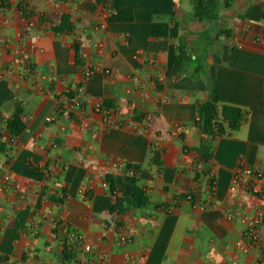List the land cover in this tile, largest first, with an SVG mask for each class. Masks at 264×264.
<instances>
[{
	"label": "crops",
	"instance_id": "0c3cea01",
	"mask_svg": "<svg viewBox=\"0 0 264 264\" xmlns=\"http://www.w3.org/2000/svg\"><path fill=\"white\" fill-rule=\"evenodd\" d=\"M33 1L0 0V264H262L241 243L262 203L229 187L237 166L264 170V0H217L213 21L189 0ZM62 15L71 32H54ZM204 102L239 108V128L201 134ZM125 164L148 203L117 213L103 179L131 197ZM56 223L89 250L62 259Z\"/></svg>",
	"mask_w": 264,
	"mask_h": 264
},
{
	"label": "trees",
	"instance_id": "16d2710c",
	"mask_svg": "<svg viewBox=\"0 0 264 264\" xmlns=\"http://www.w3.org/2000/svg\"><path fill=\"white\" fill-rule=\"evenodd\" d=\"M63 1V0H55ZM194 8V17L200 21H213L216 18L218 11L217 0H189ZM231 1V0H230ZM117 20L120 22H131L133 21V13L130 9L119 8L115 10ZM56 33H65L71 32L72 26L70 25L69 18L67 15H62L60 18V24L53 28ZM75 63L79 64L80 61L78 46L73 45ZM186 57L183 53H179L173 59V68L172 71L168 74H175L179 71L182 64L185 62ZM67 97L71 95L67 94ZM106 101H104V104ZM243 121V113L239 108L221 105L219 109L217 106L211 102H204L199 104L197 107L196 119L193 122V126L198 129V131L206 135L209 139H212L215 136L224 135L226 129L230 132L236 131L240 124ZM25 126L21 119V109L17 107L15 113L6 120L5 129L8 134L12 137H17L20 135ZM4 149V144L0 143V151ZM202 156L205 160H208L210 157V148L206 145L203 149ZM158 157V153L155 152V160ZM158 162V161H156ZM124 171L127 172L132 170L131 175L124 176V181L130 184L133 187L132 195L129 198L121 199L117 196V189L114 184L112 175H106L104 177V183L107 186L108 190L112 195L115 196V203L112 205L111 209L120 213L124 209L128 208H142L145 207L148 203V198L145 194V191L137 185V172L139 171V166L132 164H125L123 166ZM211 182V180H210ZM184 200L193 202L194 196L192 193H188L184 196ZM62 201V197L58 200ZM261 224H264V214L261 220ZM56 226V225H55ZM53 233H56V229L53 230ZM61 257L65 261H69L74 257V254L71 249L68 248L66 241L62 242Z\"/></svg>",
	"mask_w": 264,
	"mask_h": 264
},
{
	"label": "built area",
	"instance_id": "2783aa9c",
	"mask_svg": "<svg viewBox=\"0 0 264 264\" xmlns=\"http://www.w3.org/2000/svg\"><path fill=\"white\" fill-rule=\"evenodd\" d=\"M188 131V128L182 125L174 126V133L176 135L184 134ZM133 171L129 170L128 174H132ZM230 192L243 191L253 198L260 200L262 203L261 209L257 212L255 220H251L246 227V230L242 236L241 243L247 247H254L260 252V260L264 264V238H261L255 226L258 222H261L264 214V170H253L243 166H237L232 174L231 185L229 187ZM258 221V222H257ZM56 233L64 237L63 241L69 242L68 248L74 249L77 246H83L85 251L89 250V246L84 245L82 237L72 231H68L67 227L62 223H56ZM129 239L120 236L119 241L126 243ZM62 241V242H63ZM33 255V253H31Z\"/></svg>",
	"mask_w": 264,
	"mask_h": 264
},
{
	"label": "rangeland",
	"instance_id": "374dc122",
	"mask_svg": "<svg viewBox=\"0 0 264 264\" xmlns=\"http://www.w3.org/2000/svg\"><path fill=\"white\" fill-rule=\"evenodd\" d=\"M40 4L45 5L46 2L45 1H41V0L33 1L32 8H33L34 13H37L36 9L38 8V6Z\"/></svg>",
	"mask_w": 264,
	"mask_h": 264
}]
</instances>
